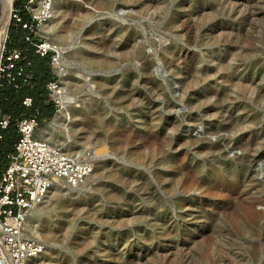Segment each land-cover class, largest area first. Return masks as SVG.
Segmentation results:
<instances>
[{"label":"rangeland","instance_id":"rangeland-1","mask_svg":"<svg viewBox=\"0 0 264 264\" xmlns=\"http://www.w3.org/2000/svg\"><path fill=\"white\" fill-rule=\"evenodd\" d=\"M2 4L5 54L15 11H30L13 0L2 18ZM53 5L62 8L65 37L43 34L42 25L35 37L65 48L77 117L69 137L55 129L50 142L65 139L93 172L32 213L29 233L45 244L33 264H264V0ZM51 71L63 85L59 69ZM98 78L108 80L105 90ZM234 83L248 89L245 100H235ZM48 102L57 110L39 123L40 137L61 108ZM99 113L97 130L77 126ZM219 136L228 138L227 157L209 145ZM236 142L256 155L246 163L252 176L247 165L233 167Z\"/></svg>","mask_w":264,"mask_h":264},{"label":"built area","instance_id":"built-area-1","mask_svg":"<svg viewBox=\"0 0 264 264\" xmlns=\"http://www.w3.org/2000/svg\"><path fill=\"white\" fill-rule=\"evenodd\" d=\"M26 7L30 11V22H23L16 10V23L33 34L27 36L26 41L34 46L36 53L42 57L50 54L51 68L58 69L63 63L61 48L38 41L35 37L36 29L53 14V0H26ZM4 53L1 57L4 62L0 59V80L6 76L11 83L14 78L10 71L21 53ZM22 74L23 70L19 69L18 75ZM56 75L59 77L58 73ZM56 78L47 84V89L51 100L58 106V97L62 92L60 81ZM31 80V75L25 76V83L30 84ZM23 104L31 107L32 99L26 98ZM8 124L9 117L4 116L0 120V141L1 131L6 130ZM38 127L35 116L17 122L19 140L15 150L7 156V165L0 169V264H28L30 259L40 256L45 244L33 237L27 226L32 213L45 201L55 182L78 188L93 172L89 159L68 154L62 147L40 138L36 134Z\"/></svg>","mask_w":264,"mask_h":264},{"label":"trees","instance_id":"trees-1","mask_svg":"<svg viewBox=\"0 0 264 264\" xmlns=\"http://www.w3.org/2000/svg\"><path fill=\"white\" fill-rule=\"evenodd\" d=\"M18 11L21 13L19 9ZM22 19L23 22H30V18L26 16H23ZM14 25L18 28L15 29L13 26L10 32L8 39L10 48L6 53L17 51L21 53V57L15 61V67L10 71L14 82L9 83L6 76L0 80V120L3 116L9 117L8 128L1 131L0 167L2 168L7 165V156L15 150V145L19 140L17 122L25 117L35 116L40 123L42 120L50 118L57 110L54 104L48 102L47 84L55 79L51 71L50 54L44 57L37 54L34 46L26 41V37L33 36V34L29 30L23 29L22 24L15 23ZM37 40L41 41L42 39L38 38ZM19 69L23 70L22 76L18 75ZM27 75L32 77L30 84L24 81ZM26 98L32 99L31 107H26L23 104ZM12 128L16 131H11Z\"/></svg>","mask_w":264,"mask_h":264},{"label":"bare ground","instance_id":"bare-ground-1","mask_svg":"<svg viewBox=\"0 0 264 264\" xmlns=\"http://www.w3.org/2000/svg\"><path fill=\"white\" fill-rule=\"evenodd\" d=\"M5 6V9H2L5 10L4 11V14L2 15V18H4L5 16L8 15V13L11 11L12 7H13V0H1ZM40 3V2H39ZM2 4V6H3ZM38 8V7H36ZM62 8H56L55 9V6L53 5V9H52V12L55 13L54 15V18L55 20L53 19H49L48 21H46L45 23L42 24V27H41V30L43 32V34L45 35H52L53 37H55L56 39H60V38H64L65 36L61 35V32H60V29H59V24H60V21H63L64 20V15H63V12L61 11ZM38 10V9H37ZM55 11V12H54ZM6 12V13H5ZM10 14V13H9ZM8 17V16H7ZM57 17V18H56ZM1 18V19H2ZM3 21V19H2ZM8 19L6 21L5 24H3V26H0V59H1V55H2V52H3V43H4V37L3 35L6 34L5 31L7 30V25H8ZM1 22V21H0ZM3 23V22H2ZM2 25V24H1ZM187 26V25H186ZM186 28V27H184ZM186 30V29H185ZM6 36V35H5ZM6 43V41H5ZM65 48L64 47H61V51L64 52ZM186 53V52H185ZM187 54V53H186ZM100 68L103 69L104 66L102 65H99V63L97 64ZM59 68V73L61 75V79L63 81V85L60 84L61 86V95L58 97L59 99V103H60V110L59 112L57 113V115L55 116V118L53 119L52 121V124L51 126L47 127L44 129L43 131V135H39L40 138L44 139V140H47V141H51L52 139V136L54 134V131L55 129H60L63 131V133L65 134L64 136H68L69 137V133H70V125L73 121V119H75L77 117L76 113H75V104H74V98L72 96V94L69 92V83H67V78H68V74H67V71L64 69L62 63L59 64L58 66ZM148 74V72H147ZM146 74V75H147ZM152 74V73H151ZM150 75V74H148ZM148 77V76H147ZM152 77L149 76V78H146V79H151ZM145 79V80H146ZM66 81V82H65ZM240 82V81H239ZM238 82V83H239ZM97 85L99 86V88H102V89H106L107 85L109 84L108 80L107 79H104V78H98L96 80ZM235 84V83H234ZM71 89V88H70ZM234 92L231 91V93L234 95V98L235 100L236 99H244V98H247V94H248V89L245 87V85H243L242 83L238 84V85H234ZM261 97V91L258 90L257 92V97L255 98V102L259 101ZM245 100V99H244ZM254 103V102H253ZM234 104V103H232ZM101 113L97 114L94 117H80L81 120L80 122L77 124L78 127H81V126H85V127H88L89 129L95 131L97 130L96 129V122H95V119H101ZM255 118V117H254ZM229 122L231 125H233L235 128H237L239 125V121L237 120V118L235 119V117L232 115V113H230L229 115ZM73 124V123H72ZM74 125V124H73ZM73 127V126H72ZM76 128V127H75ZM72 129V128H71ZM233 131V130H232ZM228 140V138H226ZM226 139L224 138V136H219V140L216 141V142H212L211 144H209L210 146L213 145V148L215 149H219V151L221 152V155L223 157H227V153L225 151L222 150V146H221V142H224L226 141ZM52 143V142H51ZM55 145H58L60 147H62V149L68 153L66 150H67V142L66 140L64 139L63 141H58V144H55ZM205 146V145H204ZM235 148H237L238 150H240V155H235L234 158H233V163H234V166L233 167H237V166H242L245 167L247 164V162L251 159V158H254L256 155L253 154V151H252V148H251V145L247 144V145H244V144H240L238 142H236V146ZM102 150H96L95 149V154L96 155H99L101 153ZM69 154V153H68ZM262 155V154H261ZM260 157V155H258ZM251 162V161H250ZM236 163V164H235ZM248 168H246V173L250 176L252 172L251 170V167L250 165H247ZM246 166V167H247ZM244 178L246 179V177L244 176ZM87 181V180H86ZM259 182V181H258ZM86 183V182H85ZM260 183V182H259ZM259 183H255L254 185L259 188L260 184ZM85 185V184H84ZM69 187L68 185L64 184L63 182H55L52 186V188L50 189V191L48 192V195L46 197V199L49 198V195L52 194L54 191L57 190V188L59 187ZM73 189V188H71ZM114 195V194H112ZM116 195V194H115ZM111 197V196H110ZM46 199L44 202H46ZM43 202V203H44ZM42 203V204H43ZM41 204V205H42ZM40 205V206H41ZM27 226H28V230L30 233L36 235V232H35V229H34V226L30 225L27 223ZM45 251V250H44ZM44 253V252H43ZM43 253L40 255L42 256ZM40 256L38 257H35V258H32L29 260L28 264H33L34 261L39 258Z\"/></svg>","mask_w":264,"mask_h":264},{"label":"crops","instance_id":"crops-1","mask_svg":"<svg viewBox=\"0 0 264 264\" xmlns=\"http://www.w3.org/2000/svg\"><path fill=\"white\" fill-rule=\"evenodd\" d=\"M1 166V165H0ZM2 167H0V169H1Z\"/></svg>","mask_w":264,"mask_h":264}]
</instances>
